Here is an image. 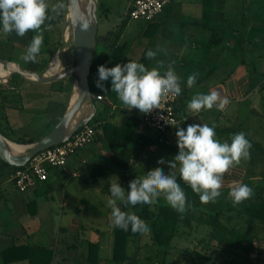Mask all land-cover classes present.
I'll return each instance as SVG.
<instances>
[{"label":"crops","instance_id":"obj_1","mask_svg":"<svg viewBox=\"0 0 264 264\" xmlns=\"http://www.w3.org/2000/svg\"><path fill=\"white\" fill-rule=\"evenodd\" d=\"M96 1L99 11L94 56L110 53L115 43L124 48L123 53L116 59H110L106 67L136 60L144 63L149 69L162 66L166 72L171 68L182 87V94L177 103L181 123L176 127L206 123L215 125L216 137L221 142H231L233 134L244 132L253 143L250 159H241V163L230 168L233 176L228 177L227 172L224 173L221 196L214 202H201V208L196 209V212L200 215V212L206 209L221 210V220L236 232L252 237L255 248L259 249L250 254V260L246 264H261L256 260V254L263 260L264 254L262 255L261 247L256 244L257 236L254 231L257 230L255 228L264 227V223L242 214L243 202L235 204L229 192L230 184L236 177L242 183L246 179H259L260 176L250 174L248 170L253 168L258 159L264 158V143L253 138L258 127L255 126V129L251 126L252 121H257L258 117L256 94L260 85L264 84V69L258 67L264 60V0H175L166 5L162 13L150 22L127 19L128 10L134 0ZM47 2L49 18L41 26L44 42L36 61L26 62L22 56L37 32L29 30L24 36H19L14 31H0V65L9 66L15 71H19L20 67L27 73L40 76L56 67L50 75L53 76L63 71L60 67L64 60L70 64L73 61L75 63L74 47H70L66 39L68 0ZM114 3H119V9L124 12L122 15L112 14ZM60 4L63 7H58ZM111 17L119 21L109 23L108 19ZM100 19L103 20L101 30ZM108 23L110 25L105 26ZM122 24L125 25L120 28ZM149 49L156 53L154 58L146 56ZM2 69L0 71L4 73ZM164 71L162 73H165ZM191 73L199 75L196 84L188 87L186 81ZM14 74L5 82L0 77V83H8L0 86V131L9 141L18 138L35 143L38 139L35 140V135H31L34 124L43 123L49 126L52 120H55L53 123L56 124L61 119L71 102L76 81L72 83L69 76L51 83L39 84L19 74L18 84L15 85ZM97 79L98 75L93 81L95 86ZM103 83V90L97 86L96 88L108 106L101 110L102 115L107 116V122L118 126L125 117L141 122L143 113L135 108H124L117 94L111 90L110 80ZM213 90L218 91L221 97L227 96L230 99V104L224 110L213 107L194 113L188 109L187 104L195 94ZM98 104L99 102L95 103L96 107ZM259 122L260 120L255 123ZM176 127L168 131L163 140L172 150L162 146L139 147L126 156L129 163L126 173L136 180L143 163L157 167L159 161L172 160L178 152ZM97 131L95 141L69 157L64 168L49 169L46 181L38 182L23 192L18 191L15 186L14 169L0 163V252L13 245L52 249L57 240L61 243V250L55 249L56 253L50 264H88L86 260L90 244L98 247L97 264H115L111 261L115 227L112 225L109 204L110 184L116 182L117 177L121 182V177L118 173L100 178L91 176V166L101 165L117 169L116 164L112 162L109 144L102 129ZM139 131L153 135L148 133L142 124ZM5 132L14 137H8ZM147 156L151 157L148 159ZM162 167L164 171H170L167 164ZM172 171L178 177L179 165ZM78 178L80 182L75 180ZM187 201L189 205L191 198L187 197ZM117 203L120 206L124 202ZM52 204H58L60 207V223L54 224L52 221L51 226H47L45 220L51 217ZM202 217L206 219L207 215L204 213ZM243 224L249 228L246 229ZM200 230L202 235L197 236L196 233L199 234ZM209 231L205 223H198L192 218L190 226L179 227V233L171 243L170 256L174 254L175 243L189 242L190 239H195L199 247V250L192 251L209 256L215 264L220 262L213 259L212 253L220 257L223 254L229 257L239 253H231L223 244L215 240L210 241ZM146 237L151 240L150 235L137 240L143 241ZM137 240H129V254L131 243ZM15 264H27V261Z\"/></svg>","mask_w":264,"mask_h":264},{"label":"clouds","instance_id":"obj_2","mask_svg":"<svg viewBox=\"0 0 264 264\" xmlns=\"http://www.w3.org/2000/svg\"><path fill=\"white\" fill-rule=\"evenodd\" d=\"M58 7H63L60 4ZM49 4L47 0H0V31L15 32L24 36L29 30L34 35L22 59L35 62L44 42L41 26L48 17ZM87 28V22L84 24ZM148 58H154L156 53L149 49ZM162 67V66H158ZM158 67L147 68L142 62L127 60L113 67L98 65L96 86L104 89L103 82L111 83L124 108L137 109L140 113H150L159 109L165 96L179 97L180 83L169 68L162 74ZM199 73H191L187 77V86L196 84ZM227 96L221 97L218 91L195 94L187 107L192 112L202 109L224 110L230 104ZM187 117L184 118L186 120ZM175 133L178 152L170 161H159L157 167L142 180L130 182L127 188L121 186L118 177L110 184L112 225L123 233L133 236H146L151 233V227L135 215L125 213L117 201H123L130 208L149 207L155 205L161 196L179 213L186 211L188 205L185 190L177 180L174 169L179 165L180 178L186 182L192 191L199 195L202 203L214 202L221 196L223 175L230 168L250 159L252 147L246 133L233 134L231 142H221L216 137L215 125L194 123L186 127H176ZM167 164L170 171L163 170ZM235 204H239L253 195V189L245 183H236L229 192Z\"/></svg>","mask_w":264,"mask_h":264},{"label":"trees","instance_id":"obj_3","mask_svg":"<svg viewBox=\"0 0 264 264\" xmlns=\"http://www.w3.org/2000/svg\"><path fill=\"white\" fill-rule=\"evenodd\" d=\"M124 25L122 24L120 28H123ZM123 51V46H118L115 43L110 53H100L94 56L89 76V85L93 98L95 95L100 94L93 83L95 76L98 75V65L103 64L106 66L110 59H116ZM103 100L99 101V105L96 107V115L88 125L94 126L97 130L102 129L104 138L109 144L112 162L116 164L117 169L114 170L109 167L96 165L91 166L89 172L93 178L118 173L121 177V186L127 188L128 184L134 181V178L126 173L129 169V163L126 158L128 154L138 150L139 147L162 146L168 150H172V147L166 145L154 135H146L144 132H140L139 126L141 122L135 118L125 117L118 126L108 123L107 116H103L101 113V110H105L108 107L103 103ZM94 102L96 103L95 99ZM178 116L181 117V115ZM10 141L20 145L34 143L32 140L26 141L24 139H11ZM251 144L253 146L252 142ZM0 163L3 166L9 167L1 160ZM13 169L15 170L16 168ZM177 180L185 190L186 196L191 198L189 207L183 213H179L173 209L165 199H159L151 208H130L125 203L122 204L121 208L123 212L135 215L151 227V233L149 234L152 241L151 249L156 252L157 263L166 264V257L171 254V243L173 238L179 233V227L190 226L191 219L194 218L198 223H205L209 227L210 231L208 234L210 241L215 240L223 244L231 253L239 251V253H236V256H241L244 260L243 264H246L250 254L259 251L254 246L253 238L229 228L221 220L222 211L219 209H206L204 212H200L199 217H197L196 209L201 208L199 195L192 191L190 186L180 178V175H178ZM204 213L207 215L206 219L202 217ZM241 213L260 223H264V188L260 194L252 195L243 201ZM140 237L142 236H133L130 231L126 234L115 228L113 232L111 261L115 264H135L136 258L129 254L128 242L130 239L137 240ZM188 253H190L191 264H215L209 256L196 251ZM51 260L52 251L44 247L13 245L0 252V264H15L24 261H27V264H50ZM86 263H98L97 245H89V254Z\"/></svg>","mask_w":264,"mask_h":264},{"label":"water","instance_id":"obj_4","mask_svg":"<svg viewBox=\"0 0 264 264\" xmlns=\"http://www.w3.org/2000/svg\"><path fill=\"white\" fill-rule=\"evenodd\" d=\"M86 1L87 5L83 12L79 0H68L72 42L75 51L74 66L66 68L60 74L53 76L27 73L18 66L19 71L14 72L23 75L31 82L39 84L51 83L75 75L78 83V93L75 100L70 102L59 122L41 139L30 144L26 152L13 153L8 145V140L0 132V160L11 168L25 167L36 154L62 144L79 128L88 125L96 115L97 108L91 93L89 76L95 53L98 18L95 0ZM86 22L88 24L87 28L84 27ZM85 103L90 106L89 114L82 119H75L76 114Z\"/></svg>","mask_w":264,"mask_h":264},{"label":"rangeland","instance_id":"obj_5","mask_svg":"<svg viewBox=\"0 0 264 264\" xmlns=\"http://www.w3.org/2000/svg\"><path fill=\"white\" fill-rule=\"evenodd\" d=\"M96 2V13L98 10V3L97 1L95 0ZM112 14L113 15H122L124 12L119 9V3L118 5L116 3L112 4ZM121 11V12H119ZM99 14V13H98ZM66 20L68 22V12H67V15H66ZM127 20V19H125ZM64 21V19H63ZM109 23H115V22H118L119 20H117L116 18H109L108 19ZM102 23H103V20L100 19V26H99V30H101V26H102ZM105 24V26H108L110 24ZM66 39H67V44L71 47L73 46V42H72V30L68 29L67 28V33H66ZM57 56V55H56ZM64 57V56H63ZM64 59V58H63ZM62 59V60H63ZM3 63V62H2ZM72 63V61H71ZM70 63L67 61H63V64H61V69L64 70L66 68H70L72 66H74V61L72 64H70V66H68ZM7 65H10V64H7ZM3 66V67H1ZM65 66V68H64ZM260 69H264V60L263 62H260L259 66H258ZM3 68V69H2ZM53 68H56V67H53ZM53 68H51L50 70H53ZM0 69L4 70V73H2V71H0V77L2 78V80L5 82V81H9L10 79V76L16 72L15 70L11 69L9 66H4V65H0ZM60 69V70H61ZM158 70L162 73L164 71V68H158ZM165 72V71H164ZM164 74V73H162ZM15 78H14V81H13V84L17 85L18 84V80H19V73H15ZM70 78V81L72 83H74L76 81V76L73 75ZM20 82V81H19ZM8 83H0V86L1 85H7ZM181 87V86H180ZM181 94H182V87H181ZM256 99H255V104H256V107L258 108V117H257V121L260 120L259 123H255L257 121H252V127L257 128L256 130V133L253 135V138L255 140H261L263 143H264V84L260 85V88L258 89L257 91V94H256ZM179 99H180V96H179ZM105 101V102H104ZM103 103L106 104V100H104ZM99 105V104H98ZM56 116V115H55ZM53 115V117H55ZM53 119V118H52ZM56 119V118H55ZM53 122L55 120H52ZM53 122H51L49 124V126H46L44 125L43 123H36L34 124L35 128H32V133L31 135H35L34 139H41L44 135H46L56 124H54ZM251 124V122L249 123V125ZM256 129V128H255ZM148 133L150 134H154L153 131H147ZM7 133V132H5ZM8 135V137H14L13 135L11 134H6ZM166 136V135H165ZM164 136V137H165ZM13 139V138H12ZM18 139V138H16ZM33 139V140H34ZM37 140V141H38ZM29 145V144H28ZM151 156H147V158L149 159ZM146 159L143 160V162H145ZM241 163V162H240ZM140 166V165H139ZM251 167V166H250ZM49 169H52V167H49ZM156 169V166L154 165H146L145 163H143V165L140 167V175L136 177L137 180H142L144 179L148 173L152 172L153 170ZM248 173L250 174H254V175H258L260 176L259 179H255L253 181H249L248 179H246L245 181H243V183L249 185L252 189H253V194L255 195H258L261 193L262 189L260 188H264V179H260L261 177L264 178V158L262 160L258 159L256 161V163L253 165V168H249L248 170ZM227 174H228V177L229 176H233V172L232 171H227ZM232 174V175H230ZM77 182H80V178L78 179H75ZM233 180V179H232ZM75 181V182H76ZM240 179L238 180V178L236 177V180H233V182L230 184V189L236 184V183H240ZM118 202V201H117ZM119 204V203H118ZM120 208H122V204H120L119 206ZM51 208H52V213H51V217L47 218L45 220V224L47 226H51V223L52 221L54 222V224H58L60 223V207L58 204H52L51 205ZM93 209H95V207L92 206ZM100 213V212H99ZM197 213V212H196ZM199 215L198 213L196 214V216ZM63 222V221H62ZM244 225V224H243ZM244 227H246V229L249 228L248 225H244ZM257 230L254 231V233L256 234V244L259 246V248L261 247L260 251H263L262 255L264 254V227H258V228H255ZM202 231L200 230V233H196L197 236H201ZM147 238V237H146ZM55 247H53L52 249H50L52 251V259H53V256H55V249L58 248V250H61V243L59 241H55ZM131 250H130V254L132 257H135L136 258V262L135 264H158L157 263V260H156V253L153 249H150V246H151V240H149L148 238L143 240V241H136V242H133L131 243ZM199 250V247L196 245V240L194 239L193 241H190L188 242H185V241H178L177 243H175L174 245V248H173V255L172 256H168L167 259H166V264H191L190 262V253H186V251L188 250H191L190 252H192V250ZM178 250H181V252H178ZM184 252V253H183ZM212 256H213V259H215L216 262H220V264H242L243 263V258L241 257H236V254L235 255H230L229 257L227 256V254H223L221 257L218 255V254H213L212 253ZM256 260L261 262V264H264V260L261 258H259V254H256ZM264 258V256H262ZM255 258V257H254ZM250 260V258H248L247 262Z\"/></svg>","mask_w":264,"mask_h":264},{"label":"built area","instance_id":"obj_6","mask_svg":"<svg viewBox=\"0 0 264 264\" xmlns=\"http://www.w3.org/2000/svg\"><path fill=\"white\" fill-rule=\"evenodd\" d=\"M175 0H134L127 13L128 20L153 21L162 13L164 7ZM96 102L103 100L101 94L94 96ZM179 97L165 96L159 109L142 115L141 124L147 131H153V135L160 141L168 131L181 123L178 116L177 103ZM98 131L94 126L85 125L75 131L62 144L44 150L36 154L29 163L22 168L14 170V183L18 191L23 192L38 182L48 179L49 167L64 168L67 160L79 150L92 144Z\"/></svg>","mask_w":264,"mask_h":264},{"label":"bare ground","instance_id":"obj_7","mask_svg":"<svg viewBox=\"0 0 264 264\" xmlns=\"http://www.w3.org/2000/svg\"><path fill=\"white\" fill-rule=\"evenodd\" d=\"M79 4L81 6V9L82 11L84 12L85 11V8H86V5H87V1L86 0H79ZM67 28L70 30L71 27H70V15H69V12H68V24H67ZM56 70L53 69V70H49L46 72V76H50L54 71ZM77 93H78V83L76 82L75 83V87H74V91H73V95H72V98H71V101L73 102L77 96ZM90 112V106L88 103H85L82 108L78 111V113L76 114L75 116V119H82L84 118L85 116H87ZM8 145L10 147V150L15 153V154H20V153H23V152H26L28 149H29V145H20V144H17V143H14V142H11L8 140Z\"/></svg>","mask_w":264,"mask_h":264}]
</instances>
